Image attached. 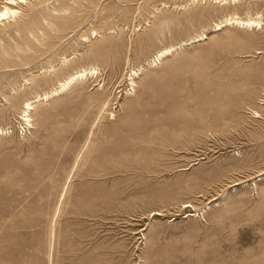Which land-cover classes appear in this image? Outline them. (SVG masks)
<instances>
[{
	"label": "rangeland",
	"instance_id": "1",
	"mask_svg": "<svg viewBox=\"0 0 264 264\" xmlns=\"http://www.w3.org/2000/svg\"><path fill=\"white\" fill-rule=\"evenodd\" d=\"M17 7L0 21V264H264V0ZM234 15L262 22L216 30Z\"/></svg>",
	"mask_w": 264,
	"mask_h": 264
},
{
	"label": "bare ground",
	"instance_id": "2",
	"mask_svg": "<svg viewBox=\"0 0 264 264\" xmlns=\"http://www.w3.org/2000/svg\"><path fill=\"white\" fill-rule=\"evenodd\" d=\"M215 1L219 2V3H222V4L228 3V0H215ZM233 1L237 2L239 0H233ZM0 3H1V6H0V21H4L5 22L6 19H10V18H13V17L16 18L17 15H19L18 14L19 10H18L17 6L22 5V3H27V0H2V1H0ZM261 22L262 21H261V19L259 17H257V18H252V17L243 18V17H240L238 15H234V16H230V17L225 18L224 20L220 21L219 23H216L215 28H216V30H221L223 27L229 26V25H233V26L234 25H239V26H243V27L255 28V27H258L259 25H261ZM205 37H206V35L200 33V35H197L196 37L194 36L193 38H190L188 41H183L180 44H178L177 46L166 47V48L160 50L155 55V58L152 61V63L153 64L154 63L158 64L157 62L162 61V59L164 57H166L168 55H171L173 52H175L177 47L178 48L179 47L182 48V46L185 45V44H189V43H193V42L198 41V40H202ZM65 60L68 61V59H65ZM142 68L143 67L139 68L138 70H132L131 71L130 80L132 82V85L134 84L135 77L138 76L139 71L142 70ZM97 74H98V68L95 67V66H90L89 68H81V69L71 73L70 75H68L64 80L60 81L58 83L57 87L53 88L49 92L37 94L33 98L28 99L24 103V108H23L24 110H23V115H22L23 120H25L26 122L31 123L32 122L31 113L34 110L36 104H38V103H40L42 101L48 100V99L51 100V98L56 97V96L58 97L62 93H64L67 90H69L70 87H72V85H74L75 83H77L79 81H83V80L88 79L90 77H94ZM24 125H26L28 127V129L30 130V126H28L27 124H24ZM5 132H7V131L3 127H0V134H4ZM262 174H264V172L261 173V175ZM239 184H240V182H235L234 183V185H239ZM188 205L189 204H186V207ZM160 212H156V214H158V213L160 214Z\"/></svg>",
	"mask_w": 264,
	"mask_h": 264
},
{
	"label": "built area",
	"instance_id": "3",
	"mask_svg": "<svg viewBox=\"0 0 264 264\" xmlns=\"http://www.w3.org/2000/svg\"><path fill=\"white\" fill-rule=\"evenodd\" d=\"M132 91V86L130 85L129 82H127V84H124V86L119 85L118 88L116 89V92H122L123 94H128ZM264 99V92L262 94V97ZM260 99L259 105L264 106V100ZM21 129H23L24 131H28V127L26 125H22Z\"/></svg>",
	"mask_w": 264,
	"mask_h": 264
}]
</instances>
